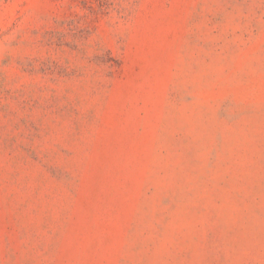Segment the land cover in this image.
<instances>
[{"label":"rangeland","instance_id":"1","mask_svg":"<svg viewBox=\"0 0 264 264\" xmlns=\"http://www.w3.org/2000/svg\"><path fill=\"white\" fill-rule=\"evenodd\" d=\"M0 264H264V0H0Z\"/></svg>","mask_w":264,"mask_h":264}]
</instances>
